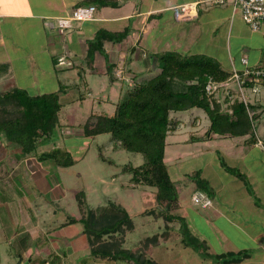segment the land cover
<instances>
[{"label": "crops", "instance_id": "0c3cea01", "mask_svg": "<svg viewBox=\"0 0 264 264\" xmlns=\"http://www.w3.org/2000/svg\"><path fill=\"white\" fill-rule=\"evenodd\" d=\"M110 1H113L115 5L99 6L93 0H0V66H4L6 70L0 74V84H5L6 82L11 85L13 84L8 89L13 87L22 88L16 85L17 82L15 77L13 78V75L17 73L16 68L18 66L28 67L30 64L31 68L28 67L29 69L19 70L18 72L20 74L35 73L34 77L38 85L39 80H41L40 85L44 87L49 83L57 85L56 91L54 89L50 92L42 93H58L59 101L64 107L65 104L62 102V97L66 95L61 93V89H65L70 84L76 85L77 83H75V80L67 70L74 66H79L82 69V63L86 65L88 68L87 72L90 75H107L111 82L119 79L121 85L126 84L131 87V85L137 82L136 78L143 73L153 72L156 74L159 71L156 55L164 52H175L182 56L201 54L214 59L222 68L223 66L227 67V69L223 68L227 71H230L232 68L240 70L243 67L240 62L242 58H246L247 64L251 67L260 64L264 58V24L258 30H251L241 20L239 11L232 7L231 0H226L224 5H210L207 3V0H177L175 3H171L169 0H164L162 3H157L158 0H151L149 4L147 0H139V7L136 6L138 0L136 2L134 0ZM190 2H197L193 17L190 19L177 17L176 7ZM88 4L95 6L92 21L75 23L70 30L64 31L65 33L57 31L55 26V19L57 17L69 13L75 7ZM126 27L130 30L126 39L119 43L104 42L102 52H94L91 59H87L88 42L93 39L98 30L119 32ZM60 58H63L64 62H68L70 65L64 66L58 64L57 61ZM73 58L76 59L75 63L71 61ZM28 60L31 62L28 63ZM106 60L113 65L111 76L106 72ZM127 64L128 66L126 67ZM138 64L143 66V70L140 69ZM20 74L17 73L18 78ZM77 77L80 79V84L87 87L86 82L82 80V73H77ZM119 96H121V92ZM116 103H114V107ZM177 121L178 127L176 131L179 129V120ZM78 128L80 130L79 134H83L81 128L79 126ZM216 137L218 136L213 135L211 139ZM235 138H239L240 141L235 142V144H229L227 146L228 149H225L231 155L230 158L234 163L241 161L243 164V158L248 157L250 152L255 149L264 153V150L255 145V138L251 142L247 141V136L234 137L232 139ZM1 145V150H3L1 153L4 157H0V182H3L8 179L12 171L16 172V168L15 165L8 166L5 161V155H8L11 148L6 147L4 143H1ZM247 164L250 169H247L246 172H240L244 174L260 205H255L253 198L247 193L243 182L235 178L241 188L244 202H247L248 206L264 214V162L257 160L251 155V161ZM27 165V168L30 170L29 176H31V178H28L29 183L33 182L36 185L42 183L43 178L32 169L36 165L34 163L30 165L29 162ZM256 172H258L260 178H257ZM191 184L192 191H195L192 182ZM54 186L59 191V198H63L65 195L61 188L62 184L56 182ZM28 193L30 194L28 197H19V205L6 207L7 212L13 209L14 212L16 211V215L20 213L22 218V224L15 227L12 238H16V242L23 250L22 256L29 258L30 261H47L51 254L61 250V245L53 242L49 245L43 244L35 247V243L33 251L28 249L33 234L38 232L36 226H33V224L29 225L27 223L28 220H25L30 217L29 213L33 216L34 209L37 208V205L33 202L35 197L30 192ZM258 195L262 198L259 199ZM54 197L53 199L51 198L52 201L58 199ZM30 202L33 203L30 204ZM121 206L123 207V205ZM156 207L157 205L154 200L152 207L146 208L138 214L141 215L143 211ZM56 210L58 209L55 208L51 212L55 213ZM237 211L242 210L240 208ZM173 213L183 217L191 233L198 239L206 241L207 248H210L204 236L198 233L195 228L191 229L189 224L191 215L181 208L178 201L177 209ZM213 214H215L214 217L209 220L208 218L204 219V223L210 227L213 233L221 235L220 239L224 240L227 245L231 244L235 249L227 250L226 252L235 253L240 250H248L250 252V257L238 264H264V244H262L264 241V231H254V229L249 228L248 224H244L242 221L238 222V216H234L230 212L220 211L217 208V210L213 211ZM144 217H151L153 221L161 219L155 218L152 215H144ZM65 221L57 226L60 235L66 236L68 239L67 245L63 251H60L62 256L66 259L79 257V264L117 263L93 259L89 254V247L82 231V225L80 223H72L61 226ZM173 225L177 226L174 227ZM168 227V237L166 239L159 237L157 244L151 247L147 255H152L161 246V242H166L173 230H175L176 234H179L177 223H168ZM160 233L157 234L159 235ZM249 242L252 246L245 248L243 243ZM242 245L243 248H241ZM167 248L163 244L162 249L166 250ZM182 248L185 247L182 246ZM220 253L225 252H216L215 250L210 254ZM45 264L47 263L45 262Z\"/></svg>", "mask_w": 264, "mask_h": 264}, {"label": "rangeland", "instance_id": "374dc122", "mask_svg": "<svg viewBox=\"0 0 264 264\" xmlns=\"http://www.w3.org/2000/svg\"><path fill=\"white\" fill-rule=\"evenodd\" d=\"M150 1L147 0V3L149 4ZM162 1L164 0H158L157 3H162ZM169 1L171 3L177 2V0ZM138 2L139 0L136 2L137 7H139ZM71 61L75 63L76 59L73 58ZM29 62L31 61L28 60ZM29 65L28 67L31 68ZM81 65L82 69L79 66H74L67 70L77 83L61 89V93L69 96L68 98L62 97L65 106L60 113L59 123L61 126L56 127L52 136L36 149L37 153H41L53 147H65L71 156L77 160V163L68 168H58L51 161L37 162L30 156H22L17 147L6 144V147L11 149L8 155H5V161L8 166L15 165L16 172L12 171L7 180L0 182V264H45V262L47 264H69L70 262V264H79V257L66 259L60 253L67 245L68 239L66 236L60 235V231L57 229V226L65 221L67 214L76 215L77 207L73 195L77 191H83L86 207L90 209L103 206L110 201H117L123 205L134 223V229L125 235L123 243L125 249H135L140 246L139 243L143 238L162 233L164 230V223L161 219L153 221L151 217L138 214L154 205L155 190L147 186L131 187L130 175L122 171L124 165L130 167L141 165L144 161L142 155L127 152L120 148L113 149L108 134H101L93 138H85L83 134H79V123H83L93 112L110 114L114 110V103L118 102L130 87L126 84L121 85L119 79L111 82L107 75H90L86 65L84 63ZM138 65L143 70V66ZM28 67L18 66L16 68L17 73L20 74L19 70H27ZM223 68L227 69L224 66ZM17 73L13 75L17 82L16 85L21 86L30 95L50 92L57 88L54 83H49L44 87L40 85L41 80H39L38 85L34 77L35 73H21L19 78ZM77 73H82V80L86 82L87 87L80 84ZM154 74L153 72L143 73L136 78V81H145ZM12 85L8 82L0 84V92L7 90ZM120 92L121 96H119ZM217 96L219 97L220 94L218 93ZM80 97L81 99H79ZM170 117L173 120H179V129L166 138L164 162L167 165L170 179L179 191L178 202L181 208L191 215L190 222L188 221L191 229L195 228L198 233L204 236L210 246L208 249L210 253L215 250L216 252L235 250L231 244L227 245L224 240L220 239L221 235L213 233L210 227L204 223V219L213 218L215 215L213 211L218 208L220 211H227L238 216V222L242 221L244 224H248L249 228L254 229V231H264L263 212H258L257 209L244 202V196L241 194L242 191L237 179L228 173L222 165L246 172L247 169H250L247 163L251 161V155L264 162V153L255 149L250 152L248 157L243 158V164L241 161L234 163L230 158L231 155L225 149H228L229 144L239 142V138L216 137L210 141H189L194 137L203 136L208 127V119L203 111L191 109L173 113ZM263 121L254 120L256 137L261 140L264 138ZM1 147L0 143V157H4L1 153L3 152ZM100 154L105 161L100 159ZM25 158L28 159L27 162ZM28 162L30 165L32 163L36 165L32 169L43 178L42 183L38 185L33 182L29 183L28 178L31 176H29L30 170L27 168ZM197 170H200L201 177L208 181L210 192L207 195L211 199V206L207 208L194 205L191 201L193 191L189 175ZM256 175L257 178H260L258 172ZM56 182L62 184L61 188L65 196L61 199L58 189L54 186ZM28 192L35 197L33 202L37 208L34 209L33 216L29 213L30 217L25 220H28L29 225L33 224L38 228V232L32 236L28 249L33 251L35 243V247L43 244L49 245L53 242L61 245V250L51 254L47 261H30L29 258L22 256L23 250L16 242V238H12L13 230L22 224V218L21 214L17 213L16 215V211L14 212L13 209L7 212L6 207L19 205V197H28L30 195ZM53 196L58 199L52 201ZM258 197L259 199L262 198L260 195ZM260 201L263 203L262 200ZM256 202L255 205H260L257 198ZM55 208L58 210L52 213L51 211ZM240 208L242 211H237ZM163 244L168 247L166 250L162 249ZM243 244L245 248L252 246L250 242ZM146 256L153 259L156 264H214L212 260L206 262L208 259H202L191 248H182L180 235L176 234L175 230L166 242H161V246L152 255L146 254ZM116 264L124 263L117 262Z\"/></svg>", "mask_w": 264, "mask_h": 264}, {"label": "trees", "instance_id": "16d2710c", "mask_svg": "<svg viewBox=\"0 0 264 264\" xmlns=\"http://www.w3.org/2000/svg\"><path fill=\"white\" fill-rule=\"evenodd\" d=\"M93 2L99 6L115 5L110 0ZM129 32L128 27L119 32L98 30L88 42L87 59L90 60L94 52L101 53L104 42L119 43L126 39ZM156 61L159 71L145 81L131 85L110 114H90L78 126L85 138L108 134L113 149L120 148L142 155L144 161L141 165H124L122 171L130 175L133 188L147 186L155 190L157 207L145 210L141 215L161 218L164 222L163 232L143 239L135 249L123 248L125 234L134 229L131 216L116 201L94 209L87 208L83 191L73 195L76 215L68 214L61 226L72 223L82 225L93 259L109 263L156 264L147 258V252L157 244L159 237H168V223H177L183 247L191 248L202 259L212 260L216 264H238L250 257L248 250L210 254L206 241L194 236L185 219L173 213L177 209L179 191L170 179L164 162L166 138L178 127V121L170 117L173 113L198 109L206 115L209 123L206 131L201 137L189 139L190 142L210 140L213 135L229 138L247 136L248 142L254 140L250 121L240 101L227 97L220 100L204 91L208 79L224 82L231 73L214 59L201 54L182 56L175 52H164L156 55ZM112 69L113 65L107 62L106 72L109 76ZM4 70L5 67L1 65L0 74ZM62 107L56 92L30 95L18 87L0 92V143L17 147L22 156H30L37 162L51 161L58 168L73 166L77 160L66 148L53 147L36 152L37 147L52 136L54 129L61 126ZM99 156L105 161L101 154ZM222 165L228 173L243 182L247 193L257 204L244 174L236 168ZM189 177L195 190L209 194L208 183L201 177L200 170Z\"/></svg>", "mask_w": 264, "mask_h": 264}, {"label": "built area", "instance_id": "2783aa9c", "mask_svg": "<svg viewBox=\"0 0 264 264\" xmlns=\"http://www.w3.org/2000/svg\"><path fill=\"white\" fill-rule=\"evenodd\" d=\"M210 5H224L226 0H207ZM232 7L240 13L241 20L251 30H258L264 24V0H231ZM197 2L183 3L178 5L177 17L190 19L195 14ZM95 13V6L88 4L75 7L69 13L57 17L55 26L59 33L70 30L75 23L92 21ZM243 67L240 70L232 68L230 77L224 82H215L208 79L204 85L207 95L218 97L219 93L223 100L237 99L246 111L251 124V130L255 138V145L264 150V139L256 137L254 120L264 119V58L256 66H249L246 58L240 60ZM58 64L68 66L63 58L58 59ZM222 95V96H221ZM194 205L202 208L211 206V200L203 192L195 190L191 195Z\"/></svg>", "mask_w": 264, "mask_h": 264}, {"label": "water", "instance_id": "95a60500", "mask_svg": "<svg viewBox=\"0 0 264 264\" xmlns=\"http://www.w3.org/2000/svg\"><path fill=\"white\" fill-rule=\"evenodd\" d=\"M165 209H167V206L165 207Z\"/></svg>", "mask_w": 264, "mask_h": 264}]
</instances>
